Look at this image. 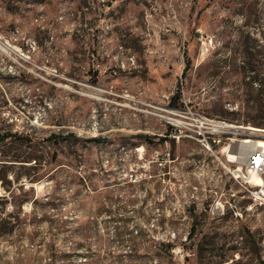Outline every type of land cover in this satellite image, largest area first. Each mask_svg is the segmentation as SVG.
<instances>
[{"label":"rangeland","instance_id":"1","mask_svg":"<svg viewBox=\"0 0 264 264\" xmlns=\"http://www.w3.org/2000/svg\"><path fill=\"white\" fill-rule=\"evenodd\" d=\"M2 43L0 264H264V0H0Z\"/></svg>","mask_w":264,"mask_h":264},{"label":"built area","instance_id":"2","mask_svg":"<svg viewBox=\"0 0 264 264\" xmlns=\"http://www.w3.org/2000/svg\"><path fill=\"white\" fill-rule=\"evenodd\" d=\"M256 132H261L260 135L262 136L264 130L258 129ZM261 139L264 142V138ZM226 148L228 162H241L248 173L258 174L264 180V145H258L243 152L240 149L239 143L231 141ZM238 171V169H235L231 172L233 177L237 180L240 179L243 182H247L246 175L243 173L240 174ZM251 195L255 198L264 199V185L257 186V189L251 191Z\"/></svg>","mask_w":264,"mask_h":264},{"label":"bare ground","instance_id":"3","mask_svg":"<svg viewBox=\"0 0 264 264\" xmlns=\"http://www.w3.org/2000/svg\"><path fill=\"white\" fill-rule=\"evenodd\" d=\"M4 49H5V46L3 45V43L0 44V50L5 51ZM214 126H215V129H231V130H238V131H241V128H242V126H236V125L226 123L223 121L214 122ZM235 128H238V129H235ZM244 130H247V131L250 130L248 132H253L256 130V128L248 126V127H245ZM239 141L241 142L240 143V149L243 152H245L247 149H250L252 147H256L258 145H264V142L262 140H251L249 138H243ZM252 174H254L252 176V179L254 181V185H256V186L264 185V180L262 179V177H260L258 174H255V173H252Z\"/></svg>","mask_w":264,"mask_h":264},{"label":"trees","instance_id":"4","mask_svg":"<svg viewBox=\"0 0 264 264\" xmlns=\"http://www.w3.org/2000/svg\"><path fill=\"white\" fill-rule=\"evenodd\" d=\"M50 137H55V135H50ZM66 137L74 138L75 135H74V133H69ZM0 139H3V135H0ZM198 223L199 222H197V220L195 218H193L191 221L190 230L194 231L195 228L198 227ZM13 224L14 223L10 222L9 220L1 218L0 219V236L9 233L14 226ZM204 237H205V234H203V236L201 238H204Z\"/></svg>","mask_w":264,"mask_h":264}]
</instances>
